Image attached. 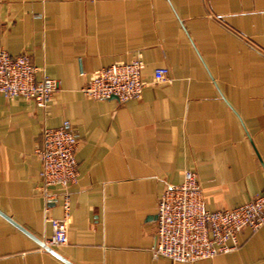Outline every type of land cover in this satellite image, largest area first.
<instances>
[{"label": "crops", "instance_id": "obj_1", "mask_svg": "<svg viewBox=\"0 0 264 264\" xmlns=\"http://www.w3.org/2000/svg\"><path fill=\"white\" fill-rule=\"evenodd\" d=\"M0 47L27 52L58 83L46 109L0 93V211L40 241L44 209L63 217V190L40 194L43 128L77 130L78 181L67 236L50 246L72 264H264V225L235 251L194 263L154 259L167 184L196 172L210 211L264 192V0H0ZM138 53V99H92L91 72ZM157 67L168 80L153 83ZM0 264H67L0 215Z\"/></svg>", "mask_w": 264, "mask_h": 264}, {"label": "built area", "instance_id": "obj_2", "mask_svg": "<svg viewBox=\"0 0 264 264\" xmlns=\"http://www.w3.org/2000/svg\"><path fill=\"white\" fill-rule=\"evenodd\" d=\"M143 68L140 53L130 61L101 67L90 73L81 92L92 99L115 97L120 103L138 99L147 85L141 79ZM167 80L168 69L157 67L152 82ZM57 88V81L36 66L27 52L12 55L0 47V93L4 97H22L46 109ZM78 146V132L68 120L41 131V145L35 151L41 162L40 194L45 201H52L54 196L47 187L57 185L63 190V217H49L48 207L44 209V218L52 229L51 237L44 241L48 246H63L68 241L69 188L79 177ZM263 225L264 192L236 207L210 211L196 172L187 169L182 182L167 184L159 197L151 255L181 263L212 259L238 249V234L243 229L255 232Z\"/></svg>", "mask_w": 264, "mask_h": 264}, {"label": "water", "instance_id": "obj_3", "mask_svg": "<svg viewBox=\"0 0 264 264\" xmlns=\"http://www.w3.org/2000/svg\"><path fill=\"white\" fill-rule=\"evenodd\" d=\"M115 98V97H113ZM0 215H2L3 217H5L7 220H9L12 224H14L18 229H20L22 232H24L25 234H27L28 236H30L31 238H33L41 247H43L45 250L49 251L50 253H52L53 255H55L56 257H58L59 259H61L62 261H64L67 264H72L69 261H67L66 259H64L59 253H57L55 250H53L50 246L46 245L44 243V241H40L39 239H37L36 237H34L33 235H31L29 232L26 231V229H24L22 226L18 225L16 222H14L13 220H11L9 217H7L4 213H2L0 211Z\"/></svg>", "mask_w": 264, "mask_h": 264}]
</instances>
